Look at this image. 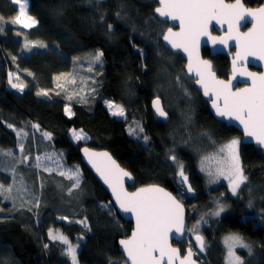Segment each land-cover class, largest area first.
<instances>
[{
  "label": "trees",
  "instance_id": "1",
  "mask_svg": "<svg viewBox=\"0 0 264 264\" xmlns=\"http://www.w3.org/2000/svg\"><path fill=\"white\" fill-rule=\"evenodd\" d=\"M242 1L247 7L264 5V0ZM156 7L155 0H29L27 13L36 24L17 31L20 35L4 27L0 37V149L16 147V132L24 123L37 125L50 135L51 147L62 154L64 163L79 170L84 194L77 202H69L72 210L67 212V223L57 219L63 211L57 209L59 203L52 194L43 202L39 199L34 213L23 208L11 210L0 200V258L7 260L3 264H69L62 244L48 239L49 228L79 247L77 264H124L117 243L129 235L132 224L117 215L107 193L81 163L79 149L83 145L108 151L130 172L135 184L128 190L156 184L182 202L187 210L186 237L174 245L182 252L190 248L199 264H225L224 239L237 235L251 249V254L248 249L239 252L240 264H264V157L252 145L240 146V164L247 180L233 198L225 192V185L216 189L207 185L198 171L195 148L221 144L237 133L210 115L207 103L184 72V60L162 46L161 37L168 26L156 18ZM16 15L18 8L11 0H0L2 26ZM16 36L44 49L24 52V45L14 41ZM97 53H102L101 67L88 103L68 104L54 94L59 78L70 75L76 62ZM202 54L210 58L207 49ZM210 59L220 77V56ZM9 72L27 75L23 92L7 87ZM162 88L172 91L177 117L165 110ZM37 93L48 97L40 99ZM154 98L162 100L169 123L163 124L151 112ZM108 101L122 107L127 118H115L105 106ZM66 105L71 116L65 113ZM136 124L140 130L130 134L128 128H136ZM71 129L82 131L87 142L73 143L68 136ZM29 154L33 157L34 151L30 149ZM172 160L182 166L194 194L178 184L180 177ZM223 192L226 211L208 226L195 229L199 214ZM74 210L79 217L72 222ZM77 219L84 223L78 224ZM194 230L198 233L193 234ZM195 235L204 240L201 252L193 241Z\"/></svg>",
  "mask_w": 264,
  "mask_h": 264
},
{
  "label": "snow or ice",
  "instance_id": "2",
  "mask_svg": "<svg viewBox=\"0 0 264 264\" xmlns=\"http://www.w3.org/2000/svg\"><path fill=\"white\" fill-rule=\"evenodd\" d=\"M13 3L19 4V14L13 17L11 22L25 29L33 27L36 21L27 13V0H13ZM159 3L161 6L157 7L155 11L160 16L180 21L181 31L173 33L169 29L164 36V40L171 43L173 48L183 47L184 51L189 52V72L193 71V65L192 53L189 51L188 45L194 43L198 36L203 34L210 19H217L218 22L221 19L227 21L229 24V36L227 38H235L238 48L242 49L244 54H258V58L264 60V7L245 9L241 0H236L235 4H224L223 0H159ZM245 16L252 17L256 23L243 36H233L231 32L232 19H243ZM0 19L3 18L0 17ZM109 28L111 29V25ZM17 35H20V33L17 32ZM220 42L224 43V40ZM101 55L102 53H97L96 59L99 60ZM240 55L241 52L238 51L237 58ZM233 65L235 70V61H233ZM196 75L200 77L197 83L203 87L206 96L209 95L211 90L214 96L213 107L216 109V114L237 120L243 125L246 136L253 137L258 145L264 146V75L256 77L254 74L249 73V76L252 77V87L236 92L231 91L230 84L216 80L211 73L208 77H205L204 72L199 67L196 68ZM13 87H16V85H13ZM221 100L223 101V107H220L217 103ZM106 103L110 110L113 109V104ZM153 107L159 116L165 117L167 115L160 107L159 98L153 101ZM112 114L123 115V109L116 106V110ZM45 135L48 134L45 133ZM72 135L79 140L83 134L73 131ZM145 140H147V137H145ZM238 144L239 141L232 140L221 149L222 152H227L225 159L227 175L225 178L229 179V187L233 195H236L237 188L247 180L240 164L237 152ZM84 152L86 156L99 155L111 162L106 167V171H102L91 158L89 159V163H92L104 182L112 189V194L120 209L125 213L131 212L136 219V229L133 231L131 238L120 241L131 264H160V260L165 256H167V264H173V260L178 257L174 255L175 250H169L167 247V234L173 227L180 231L183 222L182 211L175 198L155 186L140 188L134 193L124 191L123 177L131 178L128 172L123 171L114 161H111V157L107 153L90 154L88 149H85ZM172 159L174 160L175 157H172ZM76 175L77 180L73 185L74 187L79 184L78 170ZM178 175L183 177L185 183L187 182L182 166ZM2 187L0 186V188ZM189 191H191V188H189ZM222 211H224V208L220 207L219 211L214 214L219 215ZM50 239L60 240L67 245L65 254L71 258L72 264H76V248L65 236L62 234L53 235L50 232ZM229 239L233 241L234 245L247 248L249 254H251L250 247L242 242L240 236L237 235ZM196 240L201 251H203L202 238L197 235ZM157 251L159 252V259L152 255L153 252ZM192 255V251L189 250L188 255L181 260L180 264H191L190 257ZM229 255H232L231 248ZM236 259L239 260V257Z\"/></svg>",
  "mask_w": 264,
  "mask_h": 264
},
{
  "label": "rangeland",
  "instance_id": "3",
  "mask_svg": "<svg viewBox=\"0 0 264 264\" xmlns=\"http://www.w3.org/2000/svg\"><path fill=\"white\" fill-rule=\"evenodd\" d=\"M11 1L13 2V0ZM13 4L18 8L19 14V4ZM28 5L29 0H27L26 10H28ZM0 26L2 28L0 30V37L4 35V27L7 26V28H10L16 32L27 31L28 29H30L22 28L20 25L14 24L12 22L5 24V26H2L0 24ZM14 41H20L24 45V47L26 48L24 52H29L33 48L39 50L44 49V47H42L39 43L29 42L28 40L20 36H16L14 38ZM100 67L101 60L100 58L99 60H97L96 55L86 60L76 62L75 68L70 75L59 78L57 89L54 90V94L63 99L64 102L68 104L72 101H78L85 104L88 103L96 91V84ZM23 77L26 78L27 75L23 74L22 76L14 72H9L7 75V87L17 93L23 92L25 90V86L23 83L25 79H23ZM180 83L187 85L185 80H181ZM13 85H16V87H13ZM161 90L164 91L161 94L166 97L165 110H168L167 112H170L174 117H177V104L174 100L172 91L169 88H162ZM185 91L188 96L191 95V92H188V90ZM37 96L40 99H45L48 97L47 94L43 93H37ZM192 101L193 100H188V102ZM108 102H110L114 106L113 109L110 110L108 104L106 103L105 105L112 114V112L116 110V106L119 105L111 101ZM66 110V115L71 116V110L68 105H66ZM113 116L119 120H125L127 118V113L123 109V115ZM136 130H140V126L138 124H136V128L134 126L128 128L130 134H134ZM172 130H174V128H172ZM73 131L82 133V131L80 130L73 129L68 132V136L73 143L87 142L88 138L84 133H82V137L77 140L72 135ZM45 133L47 132L42 131L37 125L33 123H24V125L21 126L20 130L16 132L18 137L16 147L0 149V186H3L2 188H0V200L3 204L9 206L11 210H16L15 208H23L29 209L31 213H34V211L37 209V203L39 202V199L41 200V202H43V199H48L49 195L52 194L58 200L59 208L57 209L63 211V213L56 216L57 219H64V222L67 223L69 222L66 218L67 212H70L72 210L69 202H77L78 199H80V197L84 194V188H81V185L83 183L82 177L76 167L68 166L64 163L63 156L60 152L52 149L50 135L47 133L48 135L46 136ZM231 141L232 140L224 143L223 145L210 143L204 145L201 148L198 147L200 149L195 148V151L191 149V151H194V154L199 156V158L197 159L198 171L204 177L210 189H216L219 185H225V192H227V194L233 198L237 195L240 187L237 188L236 195H233L229 187V179L225 178V176L227 175V166L225 164L227 152L221 151L224 145L230 143ZM206 148L211 149L210 151H206ZM30 149L34 151L33 157H31L29 154ZM237 152L239 154L238 146ZM171 162L172 168L178 175V172L181 170V166L175 163L173 160ZM77 170L79 173V184L78 186L74 187L73 185L77 180ZM222 172L223 174H221ZM178 177L183 179V177L179 175ZM225 192L220 193L219 196L213 197V201H211V204L209 205V207H211L208 210L204 211L203 214H199V217L197 219L199 221L194 226L195 229L200 225L202 227L208 226L211 220L213 221L219 218V216L226 211L225 205H223L222 203ZM46 203L47 200L44 202V206H46ZM220 207H223L224 211L220 212L219 215H215L214 213L218 212ZM77 213L75 214V210L72 212V222H75V217H79V214ZM76 222L78 224H83L81 222L84 221L77 219ZM50 232L53 235L59 234L57 232H52V228H49L47 232L48 239H50ZM196 232L197 231L194 230L193 234H195ZM229 238L230 237H226L223 242L225 248L227 249L225 264H240L241 259L239 258V260H237L236 258L240 257V251L247 248H242L234 245L233 241ZM241 239L244 244H247L243 240V238ZM50 240L59 241L65 251L67 245L62 243L60 240ZM72 245L76 248L77 256L79 247L74 244ZM230 248L232 255H229ZM67 259L69 264H72V260L68 255ZM4 262H7V260L0 258V264H3Z\"/></svg>",
  "mask_w": 264,
  "mask_h": 264
},
{
  "label": "water",
  "instance_id": "4",
  "mask_svg": "<svg viewBox=\"0 0 264 264\" xmlns=\"http://www.w3.org/2000/svg\"><path fill=\"white\" fill-rule=\"evenodd\" d=\"M155 1L157 3V7H160L161 5L159 3V0H155ZM223 3L224 4H235L236 0H234L232 2H228L226 0H223ZM241 3L243 4L245 9H257L260 7H264V5H262L260 7L249 8V7H246L244 5L242 0H241ZM156 8L154 9V14H155L156 18L159 21L165 22L168 26V28L164 31V33L161 37L162 46L165 49L169 50L172 54L179 55L184 60V62H185L184 72L188 78H190L194 81V87L197 90V92H199L202 99L207 103V108H208L210 115L216 121L222 122L226 126H231V127L235 128L237 131H239L240 134L242 135L241 144L252 145L256 149L260 150L261 154L264 157V146L258 145L253 137L246 136L244 134L243 125H241L237 120H234L230 117L219 116L216 114V109L213 107L214 96L212 95L211 90L209 92V95L206 96L204 94L203 87L199 83H197V81L200 79V77L196 75V68L199 67L200 70L204 72L205 77H208L209 73H211L212 75L215 76L216 80L222 81V80H220V78L217 77V75L214 71V66L211 63V61L203 57V54H202L203 49H207L210 57L213 58V57L219 56L220 54H226L229 47L236 46V53L234 55H232L234 59L231 61V68H230L232 75L229 77L228 81H223V82L225 84H230L231 91H233L232 88L237 82L249 83V86L245 87V88H251L252 87V77L249 76V73L254 74V76H256V77L264 75V60L259 59L258 54L257 55L244 54L243 50L238 48L237 41L235 38H232V39L227 38L229 36V24L227 21L221 19L218 22L217 19H210L207 23L206 30L203 32V34H200L198 36V38L194 41V43H191L188 45L189 51L192 53V65H193V71L189 72L188 71L189 52L184 51L183 47L173 48L171 43L164 40V36L168 33L169 29H171L173 33H178L181 31L180 21L179 20H172L166 16H160L155 11ZM254 23H256V22L250 16H245L243 19L233 18L232 19L231 32H232L233 36H235V35L243 36L244 34L248 33L253 28ZM246 24H250V28L248 30H246L245 32H242L241 29ZM222 31H225V33L220 35V32H222ZM221 40H224V43H221L220 42ZM238 51L241 52V55L239 58H237V52ZM232 56H230V57H232ZM233 61H235V70H234ZM247 66H254L256 68L261 69L262 72L259 74L250 72L247 69ZM242 89H244V88H242ZM239 90H241V89H239ZM239 90H236V91H239ZM236 91H233V92H236ZM156 99L157 98H154L151 100L150 110L154 114V116L156 117L157 120H159L163 124H167V123H169L170 118H169L168 113L164 110L163 103H162V100L160 98H159L160 107L166 112L167 115L165 117L159 116L157 114L155 108L153 107V101ZM217 103L220 105V107H223V101L222 100L217 101ZM85 149H88L90 154H92V153H95V154L107 153L108 156L111 157V161H114L115 164L120 169H122L123 171H126V172H128V171L126 169L122 168L116 162V160L111 156V154L108 151L96 150V149H93L87 145H83L79 149V157H80L81 163L91 173L93 178L103 188V190L107 193L109 200H110L115 212L117 213V215L123 221L130 222L132 224V229H131V232L129 233V235L125 238L119 239L118 243H117L118 251L120 252V254L123 257L124 264H131V261L128 260L127 255L124 252L122 245L120 244V241L131 238L133 231H135V229H136V219L132 215L131 212L125 213L120 209L119 205L116 203L115 197L112 194V189L109 188L108 184H106L104 182V180L101 178L100 173L97 171L96 168H94L92 166V163H89V159L91 158L97 164V166L101 168L102 171H106V167L108 165H110L111 162L108 161L107 158L99 156V155H95V156H91V157L86 156L85 152H84ZM128 173L130 174L131 178H129L127 176L123 177V189H124V191H126L128 193H134L140 188H147L150 186H155V187L163 189L164 192L169 193L172 197L175 198L176 202L180 205V209L182 211V221H183L182 225H181V230L177 231L176 228L173 227L172 230L169 231L167 234V247L169 250H175L174 255H176L178 257V258L173 260V264H180L181 260L185 256H187L189 250H191L190 248H185L184 251L182 252L177 246L174 245V243H183V241L185 240V237H186V231H187V228H186V225H187L186 207L169 190L165 189L164 187H162L160 185L150 184V185L137 187L134 190H128L127 189L128 186H133L135 184L134 177L131 175L130 172H128ZM106 174H107V172H106ZM178 184L186 191V193H193V190H192L190 184L188 183V181L185 183L184 179L180 178V179H178ZM189 188H191V191H189ZM196 236L197 235H195L193 237V241L196 245L197 250L199 252H201L200 245L198 244V242L196 240ZM199 236L201 237V235H199ZM202 240H203V238H202ZM203 244H204V240H203ZM192 253H193V251H192ZM152 255L154 257H156L157 259H159V252L158 251L153 252ZM190 262H191V264H199L195 260L194 253L190 257ZM160 264H167V256H165L162 260H160Z\"/></svg>",
  "mask_w": 264,
  "mask_h": 264
},
{
  "label": "flooded vegetation",
  "instance_id": "5",
  "mask_svg": "<svg viewBox=\"0 0 264 264\" xmlns=\"http://www.w3.org/2000/svg\"><path fill=\"white\" fill-rule=\"evenodd\" d=\"M228 2H232V1H228ZM245 5V4H244ZM246 6V5H245ZM262 6V5H261ZM247 7V6H246ZM260 7V6H259ZM249 8H255V7H249ZM250 28V24H246L242 29H241V31L242 32H245L246 30H248ZM215 33V32H214ZM225 33V31H222V32H220V35H222V34H224ZM208 51V50H207ZM236 53V46H231V47H229L228 48V50H227V53L226 54H220L219 56H220V59H221V61H222V63H221V65H220V69L222 70H220V77L217 75V73H216V75H217V77L218 78H220V80H222V81H228L229 80V77L232 75V73H231V71H230V68H231V61L234 59L233 58V56L232 55H234ZM230 56H232V57H230ZM209 57H210V55H209ZM216 57H218V56H216ZM205 58V57H204ZM210 58H212V57H210ZM210 58H206V59H208V60H210L211 61V63L213 64V62H212V60L210 59ZM213 58H215V57H213ZM213 66H214V64H213ZM247 69L250 71V72H253V73H257V74H259V73H261L262 71H261V69H259V68H256V67H254V66H247ZM214 71H215V67H214ZM193 83H194V81H193ZM249 86V83H246V82H237L234 86H233V88H232V90L233 91H236V90H239V89H242V88H245V87H248ZM197 91V90H196ZM204 101V100H203ZM205 102V101H204ZM220 124L222 125V126H224L228 131H235L236 133H237V135L234 137V138H228L227 139V141L226 142H223V143H221V145H223L224 143H227L228 141H230V140H237V141H239V144H238V151H239V148H240V146L241 145H243V144H241V138H242V135L240 134V132L239 131H237L235 128H233V127H231V126H226L224 123H222V122H220ZM191 195L192 194H194V192L193 193H190ZM223 195V194H222Z\"/></svg>",
  "mask_w": 264,
  "mask_h": 264
}]
</instances>
